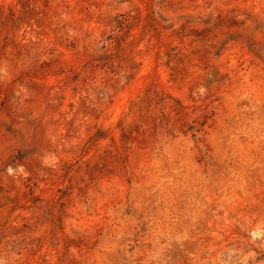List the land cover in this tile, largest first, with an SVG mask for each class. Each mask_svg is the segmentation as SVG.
<instances>
[{
  "label": "rangeland",
  "instance_id": "obj_1",
  "mask_svg": "<svg viewBox=\"0 0 264 264\" xmlns=\"http://www.w3.org/2000/svg\"><path fill=\"white\" fill-rule=\"evenodd\" d=\"M0 264H264V0H0Z\"/></svg>",
  "mask_w": 264,
  "mask_h": 264
}]
</instances>
